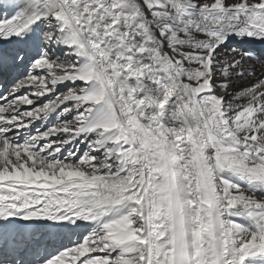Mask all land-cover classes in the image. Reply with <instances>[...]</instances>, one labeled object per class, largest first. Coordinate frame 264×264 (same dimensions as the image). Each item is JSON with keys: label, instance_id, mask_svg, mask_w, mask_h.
Wrapping results in <instances>:
<instances>
[{"label": "snow or ice", "instance_id": "snow-or-ice-1", "mask_svg": "<svg viewBox=\"0 0 264 264\" xmlns=\"http://www.w3.org/2000/svg\"><path fill=\"white\" fill-rule=\"evenodd\" d=\"M0 264H264V0H0Z\"/></svg>", "mask_w": 264, "mask_h": 264}]
</instances>
